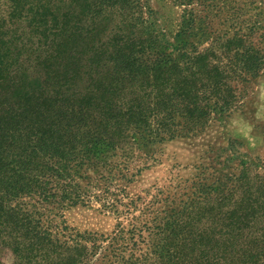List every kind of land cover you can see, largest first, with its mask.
Returning a JSON list of instances; mask_svg holds the SVG:
<instances>
[{
  "label": "trees",
  "instance_id": "16d2710c",
  "mask_svg": "<svg viewBox=\"0 0 264 264\" xmlns=\"http://www.w3.org/2000/svg\"><path fill=\"white\" fill-rule=\"evenodd\" d=\"M61 7L0 0V264H264L261 183L201 185L181 208L123 201L138 158L238 105L260 49L191 9L171 34L148 0ZM93 201L118 216L108 234L63 219Z\"/></svg>",
  "mask_w": 264,
  "mask_h": 264
},
{
  "label": "rangeland",
  "instance_id": "374dc122",
  "mask_svg": "<svg viewBox=\"0 0 264 264\" xmlns=\"http://www.w3.org/2000/svg\"><path fill=\"white\" fill-rule=\"evenodd\" d=\"M54 2L60 12L63 0ZM148 4L171 34L178 28L184 10L191 9L207 15L206 21L216 32L227 29L232 34L233 28H240L237 32L246 34L244 43L251 42L264 56V0H148ZM233 5H237L235 10ZM232 12L233 23L238 24L235 27L231 26ZM251 23L255 28L249 30ZM236 84L238 105L203 129L157 143L150 157L137 159V166H145L126 183L127 197L123 201L140 196L151 200L153 209L181 208L206 186L230 188L235 177L264 185V58L254 77ZM61 211L66 223L81 231L108 234L118 220L116 214L94 201ZM119 219L125 222L122 216ZM207 233L211 235L209 229Z\"/></svg>",
  "mask_w": 264,
  "mask_h": 264
}]
</instances>
